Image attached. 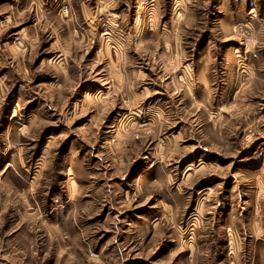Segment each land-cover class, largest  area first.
I'll list each match as a JSON object with an SVG mask.
<instances>
[{"label": "rangeland", "instance_id": "374dc122", "mask_svg": "<svg viewBox=\"0 0 264 264\" xmlns=\"http://www.w3.org/2000/svg\"><path fill=\"white\" fill-rule=\"evenodd\" d=\"M62 1L0 0V264H264V0Z\"/></svg>", "mask_w": 264, "mask_h": 264}, {"label": "built area", "instance_id": "2783aa9c", "mask_svg": "<svg viewBox=\"0 0 264 264\" xmlns=\"http://www.w3.org/2000/svg\"><path fill=\"white\" fill-rule=\"evenodd\" d=\"M147 1L148 0H145L144 3L146 4ZM69 12H70V8H69V5L65 2V0L62 1L61 3H59V5H58V14H59V16L68 17ZM47 17H48L47 13H43L42 14V18L43 19H47ZM238 32L241 35V37L243 38V41L245 42V46L246 47L248 45H252L253 46L254 37H253L251 31L247 29V27L239 26ZM246 52L248 53L249 51H246ZM246 52H245L244 56L238 55L239 58H241V59L238 60V63L241 66V72H243L247 76L248 75V71H247V67L245 66V60L247 59Z\"/></svg>", "mask_w": 264, "mask_h": 264}, {"label": "crops", "instance_id": "0c3cea01", "mask_svg": "<svg viewBox=\"0 0 264 264\" xmlns=\"http://www.w3.org/2000/svg\"><path fill=\"white\" fill-rule=\"evenodd\" d=\"M54 2L56 1H58V0H53ZM61 1V0H60ZM39 2H40V0H39ZM58 3V2H57ZM60 3V2H59ZM79 4H81V6L83 7V6H87V4H88V0H81V2L79 3ZM83 11V10H82ZM82 13V15H83V17H84V13L83 12H81ZM86 14V16H89V18H86V19H89L88 21H90V22H93V20L95 19L94 17H95V14H92V15H90L91 13H89V11H87V12H85ZM88 25H89V23H88ZM90 26V29L88 30V38H90V37H96V34H97V39H98V41H101V42H103V38H105V35H110V34H105V33H107L106 31L105 32H98V30H95V31H93L92 29H93V26L94 25H89ZM95 29V28H94ZM115 34V33H114ZM82 35H83V33H82ZM111 37H106L107 38V40H109V41H111L112 43H113V45L115 44V43H117L118 41L116 40V39H114V38H116V37H114L113 35H110ZM115 40H116V42H115ZM199 75V74H198Z\"/></svg>", "mask_w": 264, "mask_h": 264}, {"label": "bare ground", "instance_id": "6f19581e", "mask_svg": "<svg viewBox=\"0 0 264 264\" xmlns=\"http://www.w3.org/2000/svg\"><path fill=\"white\" fill-rule=\"evenodd\" d=\"M86 97V96H85Z\"/></svg>", "mask_w": 264, "mask_h": 264}]
</instances>
